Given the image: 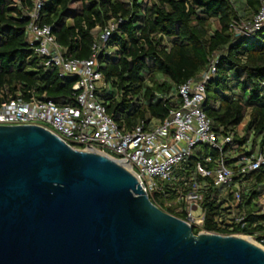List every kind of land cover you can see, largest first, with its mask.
<instances>
[{
  "label": "trees",
  "instance_id": "16d2710c",
  "mask_svg": "<svg viewBox=\"0 0 264 264\" xmlns=\"http://www.w3.org/2000/svg\"><path fill=\"white\" fill-rule=\"evenodd\" d=\"M32 6V0H0V100H30L33 95L74 104L77 77H61L59 68L46 66L28 43ZM260 7L261 0H45L39 24L52 26L70 59H89L94 46L99 47L103 83L97 99L124 131L164 118L179 102L178 86L197 79L216 61L203 111L211 130L230 141L222 150L208 145L196 149L175 170L179 181L164 182L151 200L185 219V204L176 202L188 190L181 179H196L203 187L205 216L200 228L193 227L194 234L248 235L264 246V165L245 175L234 172L241 191L236 202L235 187L221 191L213 176L195 172L198 162L211 169L221 159L232 166L241 151L264 154V27L253 35H238L234 29L250 22ZM111 21L115 29L104 41L101 34Z\"/></svg>",
  "mask_w": 264,
  "mask_h": 264
},
{
  "label": "water",
  "instance_id": "95a60500",
  "mask_svg": "<svg viewBox=\"0 0 264 264\" xmlns=\"http://www.w3.org/2000/svg\"><path fill=\"white\" fill-rule=\"evenodd\" d=\"M153 195L44 127L0 126V264H264L261 246L194 234Z\"/></svg>",
  "mask_w": 264,
  "mask_h": 264
},
{
  "label": "built area",
  "instance_id": "2783aa9c",
  "mask_svg": "<svg viewBox=\"0 0 264 264\" xmlns=\"http://www.w3.org/2000/svg\"><path fill=\"white\" fill-rule=\"evenodd\" d=\"M44 2L32 0L30 21L26 27L27 40L35 54L43 58L46 66L59 68L61 77H77L72 87L75 102L58 105L51 100L36 99L33 95L30 100L21 97L5 99L3 103L0 100V126L39 125L75 149L106 155L132 172L149 196L160 191L164 182L179 181L174 174L175 170L187 161L194 148L208 145L212 149L222 150L225 143L230 141L229 136L218 137L211 130L210 120L203 111L206 85L217 71L214 60L197 79L190 78L178 86L179 102L171 105L164 118L159 121H142L130 131L119 128L97 99L98 88L103 83L97 61L99 47L94 46V53L89 59L68 58L56 41L52 26L39 24ZM262 27L264 0H261V7L250 22H242L234 29L238 35H253ZM114 29L115 22L111 21L103 29L101 38L105 41ZM209 160V157L205 158V161ZM262 165V151L254 154L241 151L234 156L232 166H228L224 159L211 169L198 162L195 172L202 178L213 176L214 185L221 191L235 187L233 201L236 202L241 200V191L233 181L234 172L245 175ZM181 183L188 190L182 191L176 202L185 204L187 214L184 220L192 227L202 226L205 216L201 208L202 184L196 179H181ZM199 208L201 213L195 216L193 212ZM240 220L238 218L237 222ZM260 244L263 245L262 242Z\"/></svg>",
  "mask_w": 264,
  "mask_h": 264
},
{
  "label": "rangeland",
  "instance_id": "374dc122",
  "mask_svg": "<svg viewBox=\"0 0 264 264\" xmlns=\"http://www.w3.org/2000/svg\"><path fill=\"white\" fill-rule=\"evenodd\" d=\"M35 98H36V99H40L39 97H35ZM197 148H198V147L194 148L192 152H194ZM156 181H157L158 183H160V181H159L158 179H156ZM165 183H166V182H165ZM193 213H194L195 216H197V215H199V214L201 213V209H200V208H199V209H196ZM193 227H198V228H200L201 226H193ZM199 232H204V231H203V230H200ZM236 235L244 236V237H249V238L252 239L253 243H255V244L261 246L262 248H264V246H263L262 244H260V242H259L258 240H256V239H255L254 237H252V236L242 235V234H236Z\"/></svg>",
  "mask_w": 264,
  "mask_h": 264
},
{
  "label": "bare ground",
  "instance_id": "6f19581e",
  "mask_svg": "<svg viewBox=\"0 0 264 264\" xmlns=\"http://www.w3.org/2000/svg\"><path fill=\"white\" fill-rule=\"evenodd\" d=\"M243 239H245V240H247V241H249V242H251V243H253V241H252V239L251 238H249V237H244V236H241Z\"/></svg>",
  "mask_w": 264,
  "mask_h": 264
}]
</instances>
